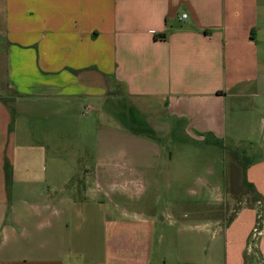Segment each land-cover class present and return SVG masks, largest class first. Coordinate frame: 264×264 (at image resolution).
Instances as JSON below:
<instances>
[{"label": "crops", "instance_id": "crops-1", "mask_svg": "<svg viewBox=\"0 0 264 264\" xmlns=\"http://www.w3.org/2000/svg\"><path fill=\"white\" fill-rule=\"evenodd\" d=\"M102 79L127 98L175 110L180 134L190 145L202 136L223 167L240 166L227 152L256 153L244 177L264 199V0H0V264H264V209L161 210L185 231L179 255L166 256L170 245L155 250L161 222L151 208L136 216L152 217H133L143 232L136 243L114 250L95 208H78L57 188L17 190L34 179L13 98L35 87L72 97L79 83ZM152 164L124 166L144 176ZM193 215L215 235L200 241L196 256L187 234Z\"/></svg>", "mask_w": 264, "mask_h": 264}, {"label": "rangeland", "instance_id": "rangeland-1", "mask_svg": "<svg viewBox=\"0 0 264 264\" xmlns=\"http://www.w3.org/2000/svg\"><path fill=\"white\" fill-rule=\"evenodd\" d=\"M106 82H81L72 97L64 93L59 98L47 97L42 88L35 87L29 94L13 98L16 124L27 128V134L19 137L31 150L34 179L32 184L18 182V191L34 186L49 195L48 191L57 188L78 208H95L107 218L101 236L114 250L136 243L135 236L143 232L137 228L140 224L132 222L133 217H152V213L136 216L141 209L151 208L161 222L153 239L162 244L155 250L170 245L166 256L179 255L185 231L180 235V222L171 224L174 216L158 214L161 210L251 206L263 211L264 199H251L244 177V161L256 153L239 152L244 159L240 166L223 167L220 154L207 147L202 136H194L198 142L190 145L188 137L180 134L184 120L170 117L175 110L155 105L152 99L127 98L105 86ZM180 158L187 164L175 166L173 162ZM137 160L153 162L156 167L152 164L146 169L153 175L126 173L124 164ZM242 195L245 200L240 199ZM231 197L237 200L231 203ZM191 219L187 234L193 239L196 256L200 241H209L213 233L210 226L204 227L203 215ZM121 223H129V227H121Z\"/></svg>", "mask_w": 264, "mask_h": 264}, {"label": "trees", "instance_id": "trees-1", "mask_svg": "<svg viewBox=\"0 0 264 264\" xmlns=\"http://www.w3.org/2000/svg\"><path fill=\"white\" fill-rule=\"evenodd\" d=\"M232 155H233V157L234 158H237V159H239V161H240V163H243V161H244V159L242 158V156H238V153L236 152V151H234V152H232ZM248 160V159H247ZM250 162V159L248 160V162L247 163H249ZM244 164L246 165V162L244 161ZM245 165H243V166H245ZM246 167V166H245ZM244 170H245V168H244ZM249 187V186H248ZM250 189V188H249ZM252 189V190H251ZM251 191H252V198L251 199H254V200H259V198H260V196L258 197V193L257 192H255V190L253 189V187L251 186Z\"/></svg>", "mask_w": 264, "mask_h": 264}, {"label": "built area", "instance_id": "built-area-1", "mask_svg": "<svg viewBox=\"0 0 264 264\" xmlns=\"http://www.w3.org/2000/svg\"><path fill=\"white\" fill-rule=\"evenodd\" d=\"M186 14H182V17H185ZM254 233H257V229H254Z\"/></svg>", "mask_w": 264, "mask_h": 264}]
</instances>
